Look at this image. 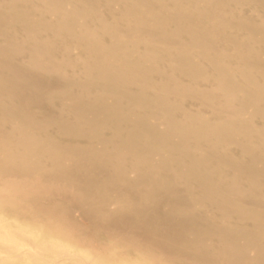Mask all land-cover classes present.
Masks as SVG:
<instances>
[{
    "label": "bare ground",
    "instance_id": "bare-ground-1",
    "mask_svg": "<svg viewBox=\"0 0 264 264\" xmlns=\"http://www.w3.org/2000/svg\"><path fill=\"white\" fill-rule=\"evenodd\" d=\"M0 149L96 237L264 264V0H0Z\"/></svg>",
    "mask_w": 264,
    "mask_h": 264
},
{
    "label": "rangeland",
    "instance_id": "rangeland-1",
    "mask_svg": "<svg viewBox=\"0 0 264 264\" xmlns=\"http://www.w3.org/2000/svg\"><path fill=\"white\" fill-rule=\"evenodd\" d=\"M4 100L18 102L9 97ZM11 148L0 151L9 154ZM14 182L12 177L0 178V264H198L136 250L130 241L116 239L113 233L101 231L96 237L98 224L78 212L67 217L50 201L33 204L31 185L17 179L20 185L16 188ZM52 198L62 201L57 195ZM12 204L13 208H6ZM72 222L82 223L87 230L72 229ZM127 250L130 254L125 256Z\"/></svg>",
    "mask_w": 264,
    "mask_h": 264
}]
</instances>
